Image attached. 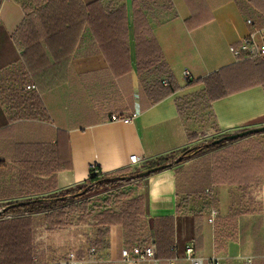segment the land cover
Returning a JSON list of instances; mask_svg holds the SVG:
<instances>
[{
  "label": "crops",
  "instance_id": "1",
  "mask_svg": "<svg viewBox=\"0 0 264 264\" xmlns=\"http://www.w3.org/2000/svg\"><path fill=\"white\" fill-rule=\"evenodd\" d=\"M24 2L0 0V161L4 163L0 172L5 193L15 188L31 194L22 201L76 190L94 167L104 175L143 173L161 160L195 148L198 141L189 140L176 100L204 86L189 88L184 73L192 74L191 82L225 69L230 76L238 75L243 65L231 48L252 32L264 30V15L254 11L245 15L236 0H79L87 9V19L122 12L114 29L105 25L102 29L114 32L113 38L126 51L125 57L102 52L84 55L98 49L93 33L98 30L88 25L75 29L65 20L39 27L44 33H61L46 40L33 32L30 36L39 41L28 46L30 33L20 30L26 20ZM248 19L253 27L248 26ZM145 29L161 52L174 94L167 78L162 92L152 94L153 88H147L148 82L141 77L138 50L145 43L141 37ZM59 53L66 56L60 60ZM263 84V78H255L235 87L239 91L233 95L212 103L210 113L219 134L264 126ZM31 85L36 86L35 92L26 91ZM32 96L39 99L48 120H13L18 110L31 104L22 103L27 100L24 97ZM134 114L132 124L111 121L113 115L125 119ZM133 155L141 160L136 170L130 166ZM182 169L167 168L130 184H142L138 194L146 198L150 244L156 245L153 220L172 217L177 227L175 256L180 258L176 264H188L184 260L187 246H193L198 257H217L221 264H245L250 258L252 264H264V183L246 193L236 187L215 188L216 204L211 212L196 219L203 206L191 203L194 212L177 217L176 174ZM18 177L28 178V185L19 188ZM12 200L17 199H3L0 204ZM236 210L241 215L234 220ZM213 211L217 213L214 222ZM34 218L38 264H63L70 253L86 264H118L126 248L120 229L112 227L109 248L91 255L93 224H82L88 230L78 232L73 224L49 232L42 215ZM157 264H167V260Z\"/></svg>",
  "mask_w": 264,
  "mask_h": 264
},
{
  "label": "trees",
  "instance_id": "2",
  "mask_svg": "<svg viewBox=\"0 0 264 264\" xmlns=\"http://www.w3.org/2000/svg\"><path fill=\"white\" fill-rule=\"evenodd\" d=\"M236 1L245 15L250 14L251 11L264 15V0ZM23 7L26 13V20L20 30L22 33H30L27 39L28 46L35 45L36 41H39L38 37L32 38L30 36L33 32H38L39 38L46 40L58 36L61 32L46 31L44 33V31H40L44 25L56 23L55 20L58 19L60 21L65 20L66 24L71 25L75 29L88 25L93 31L98 30L93 32L99 44L98 51L88 50L84 55L102 52L107 56L109 53L112 56H126V51L121 47L119 40L116 41L113 38L115 37L114 32L108 34L104 33V29H102L104 25L114 29L121 22V11L113 13L109 17H102V19L98 17L87 19L84 16L87 9L84 8L79 0H25ZM32 11L34 12L31 13ZM66 14H68V18ZM100 26L101 30L99 31ZM39 27L42 28L39 29ZM142 36H144L145 43H141V47L138 50L140 57L138 67L143 81H145L146 85L148 82L149 87L147 88H151V90L153 88L152 94H156L162 92L165 87L164 79L167 78V87H171L172 94H174L175 88L172 85L171 75L165 64L162 63L160 50L154 43L153 38L148 37L147 29L144 30L143 35L141 34ZM64 56L66 55L59 53L58 58L62 60ZM240 61L243 68L238 71V75L235 73L234 76H230L226 72L228 69H225L203 80L190 82L188 85L193 87L200 83L209 84L210 87L215 86V94L212 92L213 87H207V90L176 100L179 115L187 124V133L190 141H197L198 135L197 130L188 124L187 111L203 108V111L210 112L211 104L214 101L233 95L239 91L237 89L238 85L244 86L255 78L261 77L264 79V60L251 61L241 58ZM24 98L27 100L22 103L29 101L31 104L28 108L25 107L20 111L18 110L13 116V120H48L37 97ZM33 106H36V108ZM211 116L215 120L214 115L211 114ZM213 131L220 133L215 123ZM251 137L234 141L235 144L223 149L220 148L228 142L213 146L212 142L214 140H212L206 147L185 150L182 158L174 160L173 165H180L187 160H192L187 167L176 174V192L179 198L176 208L177 217L194 212L190 208L191 203L200 202L203 206V210L194 216L196 219L202 217L201 213L211 212L212 207L216 204L213 192L215 188L223 186L236 187L241 192L246 193L248 190L257 188L264 183V145ZM204 150H215V153L201 156ZM163 161H166V159L160 162ZM3 166L4 163L0 161V169ZM156 167H159V165H154L149 170ZM141 174L137 172H116L104 175L98 167L91 168L89 179L76 190L77 193L87 190V193L76 198L77 200L88 199L73 208L47 211V203L53 201L51 199L53 196L7 202L4 210L0 213V264H35L34 229L36 220L34 216L37 215L43 216L49 232H56L67 229L72 224V214L80 212L81 215L77 219L79 224L89 222L93 224V238L90 240V245L91 249L96 251L95 255L109 248V236L112 227L120 229L121 238L124 239L128 250L132 251L135 246L141 249L146 248L150 245L151 233L147 222L146 198L144 195L138 194L142 184H132L118 189V186L128 182L141 181L143 179L140 177ZM28 181V178L18 177L19 188H23V185H28ZM2 186L3 175L0 172V200L19 199L31 195L24 191H16L15 188L11 193H5ZM94 188L115 190L104 198L92 199L95 197L92 195L94 194ZM207 190L212 192L213 195L208 196L206 194ZM44 193L39 192L38 194ZM65 195L73 198V195L69 192ZM66 196L60 197L56 201L64 203L67 201ZM242 196L239 199H244ZM18 212H22L23 215L3 219L4 216L10 213ZM238 213V210H236L234 220L241 215ZM176 228L175 218L167 217L153 220L152 232L157 245V258L160 262L173 259L175 256Z\"/></svg>",
  "mask_w": 264,
  "mask_h": 264
},
{
  "label": "built area",
  "instance_id": "3",
  "mask_svg": "<svg viewBox=\"0 0 264 264\" xmlns=\"http://www.w3.org/2000/svg\"><path fill=\"white\" fill-rule=\"evenodd\" d=\"M248 26L253 27L254 22L251 19L247 20ZM231 52L233 55L239 59H247L251 61L256 60H264V30L260 31H254L252 32L247 38H245L238 46H233L231 48ZM184 78L186 82H191L192 80V74L189 72L184 73ZM26 91H36L35 86H28L26 88ZM136 118V114L125 118L120 119L118 116H112L111 121L112 122H123L125 124H132ZM211 133L206 134V138L211 137ZM201 139V138H200ZM141 164L140 158L133 155L130 157V166L133 170H136L138 166ZM206 194L208 196L213 195L212 192L206 191ZM217 217V213L215 211L211 214V220L212 222L215 221ZM96 251L94 249L90 250L91 255H95ZM35 264L37 263L36 257L34 258ZM180 258L178 256H175L171 260H167V264H176ZM184 260L188 264H204V261L206 264H221V261L217 257H213L209 260H204L200 257H198L195 253L193 246H187L184 253ZM252 259H245V264H252ZM159 262V259L157 258V247L152 242L149 246H147L144 249L139 248L138 246H135V248L130 251L127 248H124L121 252V260L118 264H157ZM87 262L85 260H78L76 255L74 253H70L67 256V259L63 264H86ZM44 264H52V263H44Z\"/></svg>",
  "mask_w": 264,
  "mask_h": 264
},
{
  "label": "rangeland",
  "instance_id": "4",
  "mask_svg": "<svg viewBox=\"0 0 264 264\" xmlns=\"http://www.w3.org/2000/svg\"><path fill=\"white\" fill-rule=\"evenodd\" d=\"M188 85H189V83H188ZM200 85H203L204 86V89L201 90V91H198V92H202L204 90H207V87L208 88L210 87L209 84L207 85V84H204V83L197 84V85H195L193 87H189V86L188 87L189 88H194V87H197V86H200ZM211 87H213L212 88V92H213V94H215V86H211ZM198 92H196V93H198ZM186 115L189 118V123H188L189 126H192L194 129H196L197 132H198V134H197L198 135V138H201V139L197 140L198 141L197 142L198 145L195 148H199V147L203 148V147H206L212 140L215 141V139L217 140V139L223 138L225 136L232 135V134L221 135V134H218L217 132L213 131L214 130V122H215V120H213V118L211 116V113L209 111H203V108H200V109L197 108V109L189 110V111H187V114ZM214 118H215V116H214ZM209 132H213V133H212V135H211L210 138H206V134L209 133ZM233 134H237V133H233ZM260 135L259 134L258 135H254L251 138H256V139H259V140H263L262 144L264 145V133H262ZM233 144H235V143L234 142H228V143H226V145H224L220 149L227 148V147H229V146H231ZM195 148H193V149H195ZM193 149H189V150H193ZM213 153H215V150H213V151L204 150L201 153V156H207V155H211ZM182 154L183 153H181V155L179 157L177 156L178 159L176 157H174L171 160L170 159H166V161H163V162H160L159 161V162L155 163L154 165H159V166L168 165L169 166L168 168H172L173 167L175 169H180V168L182 169L183 166H188L191 163V161H192V160H187L183 164L173 165L174 160L176 161V160H179L180 158H182ZM194 159H196V158H194ZM154 165H152V166H154ZM146 171H148V169L145 170V171H143V172H146ZM131 183L132 182H128V183H126L124 185H120V186H118V189H121L122 187H126V186L130 185ZM76 190L68 191L69 193H71L73 195V198L71 196H66L65 195L68 192H63V193L54 195L53 198H51L53 201L47 203V211H49V212L50 211H57V210H60V209H63V208H69V207L70 208H73L74 206H78L77 204H79L81 202H84L85 200L88 199V198L87 199L84 198L82 200H77L76 199L77 197H74L75 194H77V191ZM114 190L115 189L106 190V189H97V188H94L93 189V193L94 194H92V195H94L95 197H93L92 199L104 198V197H106L107 194H109L110 192H113ZM78 193H80V192H78ZM64 196H66V198H67V201L66 202L61 203L59 201H56L58 198L64 197ZM22 200H23L22 198L17 199V201H22ZM5 206H6V203L5 204L4 203L3 204L1 203L0 204V211H3ZM22 215H23L22 212L10 213V214L4 216L3 219L20 217ZM80 215H81L80 212H75V213L72 214V216H73L72 217L73 218L72 220L73 221H71V222H72V224L74 226L77 227L76 228L77 232H78V230H83V229L84 230H88L87 227L84 228L82 226V224H79L77 222V219H78V217ZM89 224H92V223L89 222V223H86L85 225H89ZM80 232H83V231H80ZM34 234H35V229H34ZM34 246H35V237H34Z\"/></svg>",
  "mask_w": 264,
  "mask_h": 264
},
{
  "label": "water",
  "instance_id": "5",
  "mask_svg": "<svg viewBox=\"0 0 264 264\" xmlns=\"http://www.w3.org/2000/svg\"><path fill=\"white\" fill-rule=\"evenodd\" d=\"M262 133H264V127L251 129V130H246V131H243V132H240V133H237V134H232V135H228V136H225L223 138L217 139V140L212 142V145L213 146L220 145L223 142H234V141H237V140H240V139L249 138L251 136L262 134ZM168 167H169L168 165H164V166H159V167L153 168L151 170L143 172L140 177L141 178H147V177H149V176H151V175H153V174H155L157 172H160V171H163V170L167 169ZM86 193H87V190L75 194L74 197L78 198V197H81V196L85 195ZM1 212L2 211H0V213Z\"/></svg>",
  "mask_w": 264,
  "mask_h": 264
}]
</instances>
